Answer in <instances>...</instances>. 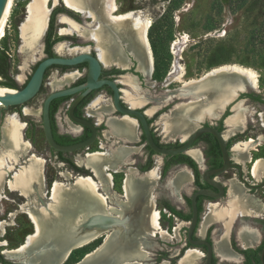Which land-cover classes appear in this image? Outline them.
<instances>
[{
  "label": "rangeland",
  "instance_id": "rangeland-1",
  "mask_svg": "<svg viewBox=\"0 0 264 264\" xmlns=\"http://www.w3.org/2000/svg\"><path fill=\"white\" fill-rule=\"evenodd\" d=\"M30 1L31 0H13L4 30L5 52L9 55V76L18 89L24 86L33 73L34 66L43 59L42 54L40 55V51L37 54H32L26 52L22 48L23 43L20 26L26 18V7ZM53 1L54 0H49L48 4L51 8L54 6L52 10L61 6L63 11H67L62 0H55L54 5ZM114 3L118 8L114 15L123 14L127 11H141L145 17L151 20L152 26L148 30V40L151 49L153 50L154 48L157 70L156 73L151 76L150 80L144 77L140 86L143 89L141 90L142 92L147 93L155 100L163 98V96L166 95H176L175 97L168 96L169 100L166 102H159L158 106H160V108L165 104H168L167 107H165V111L162 110L161 112L166 113L173 104L181 101L177 99V93L182 87V83L186 82V80H198L209 71L227 64H236L255 71L258 75L259 88L257 92L260 95H264V0H115ZM67 12H70L71 15H69V17L79 24H82L83 22L89 23L91 21V19L81 17V15L77 13L71 11ZM60 19L61 17H56L54 19V36L56 38H67L65 42L69 44V48L76 46L77 48L70 50L67 48V45L63 43L64 47L62 48V53L59 52L55 54L56 48L55 52L53 48L54 56L67 58L74 54L87 52L94 55V42L85 39L84 32L80 29L81 26H77L67 19L74 28V35H58V30L60 28L64 29L66 26L65 24L60 23ZM93 24V26L96 25V23ZM72 40L75 42H72ZM81 40L86 42H82ZM175 42H178L176 47L173 46ZM114 44L115 45H111L112 47L110 46L109 49L120 54L119 47L121 43L114 42ZM132 56L131 58L133 59ZM136 61H133L135 65L138 64V61ZM176 61L183 65L187 74L180 83L173 81L166 86V83L170 81L169 72ZM110 64L114 63L104 65L102 68L107 69V66ZM76 73L70 77L62 78V81L58 83L56 88H54L56 83L52 84V82L54 81L53 78L56 76V69L48 70L44 75L41 91L31 101L25 104V106H18L9 109H4L0 106V164L3 167V177L0 182V242L7 243V246L0 247V264H29L30 259L32 258L31 256H33V252H26L13 256L2 254V251H10L18 248L23 244L25 237L28 234L33 233L32 224L27 216L20 212V206L23 203L24 205H28L26 197L21 196L18 191L13 190V192L8 188V182L13 179L14 173L20 169L19 167H25L28 165L31 155H34L41 161L40 164L44 183L38 194H35V199L40 197V201L42 202L36 200V208L41 207V205L45 207V203H47V199L50 197L49 191L53 182H60L69 187L73 183V180L79 175L73 172L67 164L60 162L57 158L56 152L49 148L41 126V107L44 99L51 92L61 90L68 86L69 83L73 82V80L78 77V74ZM79 73L84 76L86 74V69H80ZM236 81L242 82L236 77L231 80L233 83ZM3 82V79L0 77V84H3ZM122 86L123 89H127L124 85ZM0 87L4 86L0 85ZM194 87V85H191L187 89L193 90ZM233 96L234 94L231 97ZM171 100H173V102ZM154 105L157 104L150 103L148 106ZM109 107H107V105L101 106L98 108V111L102 116L104 115L109 118L112 110L110 102ZM197 107L199 108V117H194L192 119V124L190 128L186 130L185 135L190 134L199 125L207 122V119H203V115L204 117L211 118L203 113L208 107L206 104L200 103ZM65 109L66 105L61 107L56 115L60 131L68 130L67 126L70 124ZM108 109L110 110L108 111ZM245 110V113L248 116L249 111L247 109ZM14 114L18 115L20 121L18 122L24 124V128L21 130V135L22 141L26 144H24L25 149L22 152L18 151V149L15 148L12 143L7 141L4 136L5 118L8 115H13L17 119ZM92 120L96 121L97 118L93 117ZM110 121L113 123L115 122L114 124H116V120ZM161 125L158 124L157 118L154 128L163 143L171 144L179 142L180 138L178 137L166 140L163 136L161 129L163 126ZM192 126L193 129L191 130ZM106 130H108L107 127ZM105 136L107 138L106 141L103 139L96 140L87 150L64 154L63 158L73 162L75 165L77 163L81 166L80 168L85 169L83 167L84 153L114 150L115 147H119V144L116 143L115 135L106 134ZM240 148L235 150H240ZM262 150H264V147H262ZM12 154L17 155L14 160L10 158V155ZM4 155L8 156L5 157ZM154 158L156 160L160 159L159 161H161L164 157H158L155 155ZM125 167H132V165L124 166V168ZM113 170L114 168L104 172L111 174L113 178L111 191L119 193L120 186H123L125 174L130 172L131 169H124L123 173L119 174H113ZM87 172V176L92 177L90 171L87 170ZM229 173H231V171H229ZM92 180L98 182L97 179L93 177ZM145 183L146 182L144 181L142 185H139L141 191L146 190ZM176 183L175 187L173 186V190L176 186L184 184L180 181H177ZM155 190L158 192V187H155L153 184L149 193L153 195L152 193H154ZM230 191L238 196V189L235 186H231ZM156 195L159 196L158 193ZM148 208L144 207L143 214H145V211ZM158 208L159 207L156 209ZM167 215L168 214L162 213L159 221L160 227L163 231H166L167 237L161 239L159 238L160 234H157L155 237L146 236L143 240L145 246L143 245L144 243L142 242L141 237H139L135 246L136 254L127 257L124 261L126 264H141L143 262L146 264H153V259L156 258L155 255L158 254L160 250H169V254L174 253V249H176L174 247L179 246L181 243L177 236V230H173V228L176 227L175 223L178 222L173 221L172 217H168ZM213 215L214 210L212 211L207 224L212 220ZM74 223L75 222L70 223L73 228L76 227V223ZM108 233L109 231L100 232L98 237L101 236V238L97 237L92 244L90 243V245L85 248L72 251L63 264H74L80 261L85 255L92 252L97 247H100L102 245L101 243H103L102 240L107 237ZM143 233L144 232L141 231L139 235ZM173 234L176 235L175 239L170 238ZM181 235L183 236L184 234L182 233ZM139 241L141 243H139ZM220 243H222V241ZM140 248H142V251L144 252V257L132 261V258L137 257ZM157 262H159L158 259Z\"/></svg>",
  "mask_w": 264,
  "mask_h": 264
},
{
  "label": "bare ground",
  "instance_id": "bare-ground-1",
  "mask_svg": "<svg viewBox=\"0 0 264 264\" xmlns=\"http://www.w3.org/2000/svg\"><path fill=\"white\" fill-rule=\"evenodd\" d=\"M12 2L13 0L8 1V5L0 20V39L4 36ZM62 2L69 10L84 17L87 16L93 20V23L98 24L95 30H86L82 27L80 29L84 32L85 39L94 42L97 58L103 65L115 63L120 67L124 66L121 55L109 49L111 45H115L114 42L121 43L130 50L133 57L138 61L139 72L149 80L154 70L153 53L147 36L151 26V20L149 18L145 17L141 11H127L123 14L114 15L118 10L114 3L115 0H62ZM48 4L49 0H31L26 7V18L20 26V33L23 43L22 48L28 53L37 54L39 52V43L45 33L50 12ZM60 23L67 26V28L65 26L64 29L60 30L61 34L74 35V28L65 17H61ZM177 43L175 42L173 46L176 47ZM63 47V43L59 44L56 47V53L61 52ZM186 74L183 65L177 61L174 62L169 72L170 81L166 83V86L173 81L180 83ZM71 75L73 74H67L63 78L70 77ZM228 75L239 78L243 82L242 85H240V81L233 83L231 80H227ZM202 77V81L190 79L182 83L181 89H184H182L180 96L192 100L194 98L203 100L208 106L203 113L211 118H215L221 112L223 104L233 94L235 95L236 91H244L250 88L257 92L259 88L257 73L252 69L236 64H227L215 68ZM121 83L127 88L123 89V99L127 105L134 107L146 102V96L149 97V95L139 90L132 78L125 76L122 78ZM191 85L195 86L194 89H187ZM13 92L14 90L0 87V95ZM101 106L106 105L102 102L101 98L97 97L90 104L87 111L89 112L95 107L100 108ZM154 110L155 108L149 109L147 114H151ZM262 111L263 113L260 114V117L263 119L264 108ZM245 112L246 110L241 105L233 107L234 115L227 120V126L230 130L243 124L245 117H247ZM199 114V108L194 104L187 106L179 105L174 107L169 114L164 115L160 119V122L167 136H173V134L178 133L183 138L186 130L192 124V119L199 117ZM4 122L5 139L12 143L18 151L22 152L25 149L24 144H26L22 141L21 135L24 124L19 123L13 115L6 116ZM107 124L109 126V132L120 130L125 136L133 134V125L130 121H123L117 125L108 120ZM240 146L245 148L247 144H239L235 149L240 148ZM189 154L195 159L197 158L195 151H191ZM4 156L7 157L8 155ZM16 156L12 154L10 158L14 160ZM96 156H101V159L96 160ZM122 157V149L116 151L114 155H110L107 152L103 154L87 153L83 159V165H90L91 163L93 165L96 163L97 165L99 163L105 168H109L112 163L116 164ZM40 162L39 158L31 155L28 165L20 167L14 173L13 179L8 182L9 190L18 191L21 196L26 197L28 205H24L25 208L23 207V210L36 226V232L27 237L24 245L15 250L4 251L6 255L13 256L33 252L29 264H63L68 259L72 250L85 248L96 240L100 232L109 231L107 237L101 243L102 245L88 253L80 264H126L124 262L126 258L136 254L135 246L138 242L137 238L142 235H139L141 231L149 233L150 235L156 232H160L162 236L167 235L159 228L158 213L152 207H149L145 211V214H143L144 207L140 208L137 204L136 195L140 191L139 185H142L145 181L146 190L149 188L152 180L156 176L155 168V170L140 179H137L131 171L127 172L124 181L127 207L122 208L115 215L113 210L99 206L101 196L100 198L93 197V194L91 196V193L97 190L98 185L90 177L83 176H77L74 184H71L69 187L60 182H53L51 186V203L49 206H46L45 203V207L41 205V207L36 208V200L40 201L41 199L40 197L35 199V194H38L44 183ZM259 164L257 162L253 166L252 174L254 176ZM2 168L0 164V182L3 177ZM111 179L112 177L106 174L102 186L105 187L107 184L109 187L112 184ZM177 181L186 184L188 181L186 173H182L177 178ZM70 189L72 192L79 191L88 194H86L87 197L84 203L82 202L83 200L80 201L83 203V207H79L80 204L78 205L74 201V197L67 195ZM227 204L223 208H220L228 211ZM213 206L208 207V211L202 222V227L207 225L211 213L214 210ZM72 222L76 223V227H71L70 223ZM126 237H129V239H126ZM133 238H136V240ZM216 251L223 259L231 258L223 242L216 245ZM195 253H197L195 250L187 251L179 264H190L193 261Z\"/></svg>",
  "mask_w": 264,
  "mask_h": 264
},
{
  "label": "flooded vegetation",
  "instance_id": "flooded-vegetation-1",
  "mask_svg": "<svg viewBox=\"0 0 264 264\" xmlns=\"http://www.w3.org/2000/svg\"><path fill=\"white\" fill-rule=\"evenodd\" d=\"M54 4H55V0L53 1V5ZM56 9L57 12L54 18H56L57 15L60 13H65L68 16L71 15L70 12L63 11L61 9V6ZM60 30L61 28L58 30V35H63L60 33ZM49 33H50V29H49V20H48L47 29L45 30V33L39 43L40 55L42 54L43 58L48 57V53H47L48 45L53 40L56 39V37L54 36L55 29L50 39H48ZM65 40L66 39H63L61 41H65ZM81 41L86 42L83 40ZM72 42L75 41L72 40ZM62 43L66 44L67 48H69L68 43L66 42H62ZM55 45L56 43L52 47V52H53V48L55 52V48L58 44L56 46ZM121 45L125 57L127 58L126 63H128L130 66L129 67L130 69L128 71L138 78L139 87L141 90H143L140 84L144 80L143 78L145 76L142 75L140 72H135V67L136 65H138V64L135 65L133 62L135 58L131 55L130 50L126 48L124 44ZM73 48H77V46ZM73 48H69V49L71 50ZM120 54H121V50H120ZM131 56L134 59H132ZM121 59L123 61V64L125 65L122 55H121ZM101 65L102 67H104L102 63ZM36 66L37 64L34 66L33 71L35 70ZM116 66L117 64L114 63L107 66V69L101 68V74L99 80L118 81L117 86L119 87V89H122L123 84L121 83V81L122 78L124 77H120V75L124 74L125 72L120 71L119 69L116 68ZM82 68L86 69V65L82 64L80 66H77L75 67V70H73L74 71L73 73H67V74H74L77 72L76 74H78V77H76L73 80V82L69 83L68 86L64 87L63 90L68 88L79 87L85 84L86 74L82 76V74L79 73V70ZM52 69H56V76L53 78L54 81L52 82V84L56 83L55 84L56 86L54 87L56 88L58 83L62 81V78L65 75H67V74L63 75V73L68 72L69 69L62 67H57ZM151 76L152 75H150V78ZM83 92L84 91H79L78 93L72 95L71 97H66L67 99L61 101L58 104L57 109L53 116L56 127L55 133L58 136H67L72 139H79V142L87 139L90 136V131L88 129L86 128L75 129L78 127H76L71 123H70L71 126H67L68 130L66 131L65 130L60 131L58 128L56 115L60 111V108L66 105L65 111L67 116L71 104L75 100L80 99L74 108V115L76 117L85 118L89 120L96 127V131H97L96 140L103 139L106 141L107 138L104 132L107 131L106 121L108 117L101 115L102 121L98 122L97 120L96 121L92 120L94 116H88L86 114V111L91 104V103L89 104V102L95 97L101 98L102 101L110 100L109 102L111 103L112 93L108 87H102L101 89L88 92L87 94L82 96ZM120 95H122V99H123V90L122 93L120 92ZM150 103L153 102H148V104L142 107L140 111H143L146 107H148ZM121 104L127 105L125 101L121 102ZM54 105L55 104L52 101L49 110L52 109ZM167 105L168 104L161 107L156 113L150 116H146V120L150 127L153 140L157 146L161 148H176L181 145L182 143L181 139L179 140V142H175L171 144L163 143L160 140L159 135L156 133V129L154 128L156 119L159 118V115L163 113L161 111L165 110L166 109L165 107H167ZM236 105H241L243 108L247 109L249 113L248 116L245 118V122L240 130L233 131L230 134L226 135L227 127L225 124V119L233 115L231 109H233V107ZM263 108H264V95H260L258 92L250 91L249 93L241 94L231 102L226 103L225 106L223 107L222 114H220L218 117L214 119H207L206 120L207 122L198 126V127H212L213 129L217 130L218 133L224 139V144L230 162V168L226 172L220 175L209 177L210 180L214 181L221 189L209 185L203 179V174L205 172L218 169L222 166V154L214 136L210 134H203L200 137H198V139L193 143L191 147V151H195L197 158L196 159L194 157L191 158L189 155L186 154L176 155L178 156L177 158H175L177 162L172 164L167 171H165L166 161H167L165 156H163L164 158L161 161H159L160 159L156 160L154 158L155 154L146 145L145 138L141 132L140 127L136 129L135 137L132 138L131 140H125L122 137L115 136L116 143L119 144V147L122 146L130 150V155H129L130 158H127L121 161L119 164H117L116 167H114L112 173L119 174V173H123L124 169H131L135 177L139 179L142 178V176L146 175L152 168L156 166L158 169V179L154 182V186L158 187V192L155 190V192L152 193L153 194L152 196L154 199L153 200L154 209L157 210V213L159 215L158 218L159 228L160 230H162L159 222L162 213L168 214L167 215L168 217H172L173 221L178 222L175 223L176 227H174L173 230H177L178 233L177 236L179 237L181 242L180 245L174 247L176 249H174L175 251L172 254H169L170 252L169 250H160V252L155 255L156 258L153 259L154 260L153 264H177V261L180 259L184 251L188 248L189 245L186 244L187 222H189L191 218V198L197 192H209L214 195H219L221 193L220 197L217 198H208L203 195H198L196 197L197 223L192 233V239L196 241L199 240L205 241L211 245L212 247L211 264H262V263L264 264V253H263L264 251V174L260 171L257 172L255 176L252 174V169L256 161L258 160L264 161V155H263L264 150H262V147H264V127L260 119V113ZM109 117H111V119L118 120L120 114L112 109ZM127 144H132V145H127ZM239 144H248L249 146L244 149L242 148V151L239 153L237 150L234 149V147ZM119 147H115V148H119ZM187 157L190 158L193 163H189L187 160H185ZM130 165H132V167L124 168V166H130ZM174 167L187 170L190 174V177L186 184L180 186V188L177 190L174 196H171V198H167L166 197L167 176L170 170ZM229 171H231V173H229ZM231 186H235L238 189V196L230 191ZM122 187L123 186H120L119 189L120 192H123ZM157 193L159 194V196L156 195ZM226 203H228L227 212L221 209L224 207V205H226ZM167 206L173 208L177 212V216H174L171 213H169V211L166 208ZM209 206L214 207V215L212 216V220H210V222L205 227H202V222L208 211L207 209ZM23 207H24V203L20 206V212L24 213L27 216V214L23 210ZM157 207L159 208L156 209ZM27 218L33 226V233L28 234L25 237L23 244L26 242L27 237L35 234L36 232V226L33 224V222L29 219L28 216ZM164 232L166 233V231ZM182 233L184 234L183 236L181 235ZM156 234H160V232H156L153 235L144 232L142 234V238L144 239L146 236L155 237ZM166 237L167 235L159 236V238L161 239ZM175 237L176 235L173 234L170 238L175 239ZM99 238H101V236ZM223 240H225L230 245V248L234 253L233 257L231 255L230 259L221 258L216 251V247H215L216 244L221 241L223 242ZM183 242H184V246H183ZM239 242H247L251 244L256 243L257 245L255 247L241 248L239 246ZM4 246H7V243L0 242V247H4ZM199 249L201 250L202 253L206 252L205 247H201ZM2 252L3 255H6L4 251ZM157 259L159 260V262H157ZM204 261L205 259L203 256V264Z\"/></svg>",
  "mask_w": 264,
  "mask_h": 264
},
{
  "label": "water",
  "instance_id": "water-1",
  "mask_svg": "<svg viewBox=\"0 0 264 264\" xmlns=\"http://www.w3.org/2000/svg\"><path fill=\"white\" fill-rule=\"evenodd\" d=\"M8 1L9 0H0V20H1L2 15H3V13H4L7 5H8ZM63 5H64V3H63ZM53 7L50 10L49 16L52 12ZM64 7L67 11L73 12L72 10H69L68 8H66L65 5H64ZM49 16H48V20H49ZM57 17H65V18L69 19L70 21L74 22L75 24L82 26V27L89 29V30H95L98 27V24L93 26L94 25L93 20H91L89 23L83 22L82 24H79L76 21H74L73 19H71L68 15L63 14V13L58 14ZM81 17H84V16L81 15ZM86 17L87 16H85V18ZM47 24H48V21H47ZM46 29H47V27H46ZM62 42H65V41H60V42L56 43V45L59 43H62ZM120 50H121L122 58L125 62V66L123 68H118L116 66L117 69L125 72L124 74L120 75V77L128 76V77L132 78L136 84V87L139 90H141L139 87L138 78L128 71L130 69L129 68L130 66L128 63H126L127 58L125 57L122 45H120ZM82 64L86 65V76H85V84L84 85L79 86V87H74V88H68V89H64V90L62 89V90L53 91L48 96H46V98L44 99V101L42 103L41 126L43 129V133H44V137H45V140L47 142V145L49 146V148L52 151H54L56 153L68 154V153H73V152H77L80 150H87L90 147V145H92L96 141L97 131H96V127L89 120H87L85 118H79V117H76L74 115V108L77 105L78 101L80 100V99H77L71 104V106L68 110L67 119L71 124L75 125L78 128L88 129L90 131V136L83 141H80V142H77V143H74L71 145H67V146L57 144L55 142L53 134H52L50 117H49V107H50L51 102L56 100V99L71 97L72 95L78 93L79 91H84L82 94V96H84L88 92L96 91L98 89H101L102 87H108L112 93V98H111L112 109L114 111H117L120 114V117L118 118V120H122L124 118H129V119L134 120L135 125H136V129L138 127L141 128V132L145 138L146 145L158 157H163V156L171 157V156H176V155H180V154H186V155L190 156L189 152L191 151V147H192L193 143L198 139V137H200L203 134H210V135L214 136V138L216 139V141L219 145V148H220V151L222 154V166L218 169L205 172L203 174V179L209 185L217 187L218 189H221L214 181L210 180V178H209L210 176L220 175V174L226 172L230 168V162H229L228 153H227V150H226V147L224 144V139L218 133V131L213 129L212 127H198L196 129H194L190 134H187V136L185 138L181 139L182 143L179 147L161 148V147L157 146L153 140V137H152V134L150 131V127H149L147 120H146V116H148V115H146V111L151 109V108L157 107V109L152 114L156 113L160 109V106H158L160 101L166 102L165 101L166 97H168V96L175 97L176 95H174V94L173 95H166V96H163V98H160L157 100L148 99V102H153L154 104H157V105L148 106L143 111H140L141 108L146 106L148 104V102L143 104L142 106H139V107H131L128 105H122L121 102H124V101L122 99V95H120V92L122 93L123 88L119 89V87L117 86L118 81L99 80L102 65H101L100 61L98 60L96 53L94 55L89 53V52L79 53V54H74L73 56L67 57V58L56 57V56L43 58L42 60H40L37 63L35 70L33 71L30 78L24 84V86L22 88L11 89V90H14L13 93H7V94L0 95V106L3 107L4 109L16 108L18 106H25V104H27L29 101H31L38 94V92L41 88L42 82H43L44 75L49 68H51V67L67 68V69H69V71L63 73V75H65L67 73H73L74 72L73 70H75V67L80 66ZM137 66L138 65H136V67H135V72H138ZM63 75H62V77H63ZM227 77H228L227 80H229V81L234 79V76L228 75ZM202 79H203V77L199 78L198 81H202ZM239 83L242 84L243 82H239ZM8 89H10V88H8ZM182 89H184V88H182ZM182 89L180 88L179 92L177 93V99L181 100V101L173 104L171 106V108L168 109V111L166 113H162L161 115H159V118L166 115L171 109H173L178 104L183 103V101H186V102L192 101V99L178 97V95L182 91ZM250 91L256 92L254 89H250V88H248L244 91H240V90L236 91L233 98L231 100H229L227 103L231 102L232 100H234L236 97L240 96L241 94H246V93H249ZM95 98H93L89 102V104ZM171 101L173 102V100H171ZM88 105H87V107H88ZM222 111H223V108H222L221 112L216 117H218L220 114H222ZM14 115L17 117V119L19 121L18 115L17 114H14ZM231 116H229L225 119V123H226L227 119L230 118ZM109 118H111V117H109ZM94 153L101 154L104 152H94ZM94 153H91V154H94ZM86 155H87V153H84V156H86ZM190 157L192 158V156H190ZM76 165L79 166L77 163H76ZM79 167H81V166H79ZM84 168L86 170H88L86 167H84ZM89 171L92 174V177L95 178L92 171L91 170H89ZM78 176H82V175H78ZM83 177H89V176H83ZM92 177H90V178L92 179ZM198 195H203V196L208 197V198H217V197H220L221 193L219 195H214V194L209 193V192H197L192 196V198H191V218H190V221L187 222V235H186V244H188L189 247L184 251L183 255L180 258L184 257L186 252L189 250H200L199 248L205 247L206 252L202 253L204 256V259H205L204 264H211V262H212V247H211V245L205 241H201V240L196 241V240L192 239V233H193L195 226H196V223H197L196 197ZM263 253H264V251H263ZM263 253H262V255H263ZM84 257L80 261H78L77 263H74V264H80L83 261Z\"/></svg>",
  "mask_w": 264,
  "mask_h": 264
},
{
  "label": "crops",
  "instance_id": "crops-1",
  "mask_svg": "<svg viewBox=\"0 0 264 264\" xmlns=\"http://www.w3.org/2000/svg\"><path fill=\"white\" fill-rule=\"evenodd\" d=\"M201 78V77H200ZM246 90V89H245ZM241 91H243V90H241ZM178 97H181L180 95L178 96ZM182 98V97H181ZM233 97H231L229 100H231ZM148 99H150V96L149 97H147V100H146V102L145 103H147L148 102ZM152 99V98H151ZM94 100H96V99H94ZM93 100V101H94ZM169 99H168V97H166L165 98V101H168ZM196 100V101H195ZM229 100H227L225 103H224V105H223V107L225 106V104L229 101ZM92 101V102H93ZM91 102V103H92ZM105 105H107V107H109V101L108 100H104V101H102ZM145 103H143V104H145ZM200 103H202V104H205L204 103V101L203 100H201L200 98H194L192 101H190V102H186V101H183V103H181V104H178L177 106H179V105H184V106H187V105H196V106H199V104ZM142 104V105H143ZM142 105H140V106H142ZM129 106V105H128ZM134 107H139V106H134ZM176 107V106H175ZM222 107V108H223ZM110 108V107H109ZM155 108V110L157 109V107H154ZM110 109H108V111H109ZM154 110V111H155ZM172 110V109H171ZM170 110V111H171ZM107 111V112H108ZM148 111V110H147ZM147 111H146V115H148V116H150L151 114H147ZM169 111V112H170ZM169 112L167 113V114H169ZM232 113H233V109H232ZM263 113V111H261V113L260 114H262ZM86 114L88 115V116H94V118H97V121H101V114L99 113V111H98V107H95L93 110H91V111H86ZM166 114V115H167ZM234 115V114H233ZM232 115V116H233ZM231 116V117H232ZM163 117V116H162ZM162 117H160L159 119H158V124L159 125H161V123L159 122L160 121V119L162 118ZM203 117V119H212V118H208V117H204V115L202 116ZM230 117V118H231ZM214 119V118H213ZM229 119V118H228ZM227 119V120H228ZM260 119H261V122H262V125H263V127H264V118L262 119L261 117H260ZM108 120H115V119H110V118H108L107 119V121ZM107 121H106V125H107V128H108V130L106 131V132H108L109 134H112V135H115V136H118V137H122V138H124L125 140H131L132 138H134L135 137V133H136V125H135V121L134 120H132V119H129V118H124V119H122V120H116V124L118 125V124H120V123H122L123 121H130V123L133 125V134L132 135H127V136H125L124 134H122L121 132H120V130H116V131H110L109 132V126H108V124H107ZM244 122H245V120H244ZM244 122H243V124H244ZM115 123V122H114ZM226 127H227V133H226V135H228V134H230L231 132H233V131H237V130H240L241 129V127L243 126V124H241L240 126H237L236 128H233V129H229L228 128V126H227V121H226ZM68 126H71L70 124H68ZM162 126V125H161ZM73 127V126H72ZM75 129H79V128H75ZM161 129H162V133H163V136H164V138L167 140V139H172V138H175V137H178V138H180V139H183V138H185L186 136H187V134L182 138V137H180L179 136V134L178 133H175V134H173V136H167L166 135V133L164 132V129L161 127ZM193 129V127H191V130ZM190 130V131H191ZM106 132H104V134L106 135V134H108V133H106ZM108 134V135H109ZM245 145V144H244ZM237 146V145H236ZM236 146L234 147V149L236 148ZM249 145L247 144V146L245 147V148H247ZM241 147V146H240ZM242 148L243 147H241L240 148V150H237L239 153L242 151ZM119 149H122L123 150V157L121 158V160L120 161H118L116 164L115 163H112V165L111 166H109V168H105L103 165H100L99 163L96 165V163L93 165L92 163L90 164V165H84L83 167H86L88 170H91L92 171V173L94 174V176H95V178L97 179V181L98 182H94L95 184H97L98 185V188H97V190H95L93 193H91V196H93V197H99L100 198V196H101V201L99 200V206L100 207H103V208H106V209H108V210H113L114 211V213H115V215H117V213L116 212H118V211H120L122 208H125V207H127V201H126V198H125V191H124V182H123V192H114V191H111L112 190V184L108 187V185L106 184L105 185V187H103L102 186V182L104 181V179H105V177H106V174L108 175L109 173H106V172H104V171H108V170H110V169H113L114 167H116V165L117 164H119L121 161H123V160H125V159H127L128 157H129V155H130V150L129 149H126V148H123V147H119V148H115L114 150H108V151H102V152H104V153H108V154H110V155H114L115 154V152L116 151H118ZM244 149V148H243ZM94 153V152H93ZM90 154V153H89ZM101 154H103V153H101ZM84 156V155H83ZM101 156H96L95 157V159L96 160H98V159H101L100 158ZM84 158H85V156H84ZM260 163L259 165H258V167H257V169H256V173L257 172H262L263 174H264V161L263 160H258V161H256V163ZM157 165H158V163H157ZM89 166V167H88ZM92 168V169H91ZM108 169V170H107ZM155 169H156V172H155V178L152 180V184L149 186V188L151 189V187L153 186V184H154V182L158 179V169H157V167H155ZM154 168L151 170V171H153V170H155ZM101 170V171H100ZM100 171V172H99ZM130 171H132V170H130ZM150 171V172H151ZM102 172V173H101ZM150 172H148L147 174H149ZM182 173H186V176H187V178L189 179V177H190V174H189V172L187 171V170H183V169H181V168H172L171 170H170V172H169V174H168V176H167V181H166V184H167V191H166V197L167 198H171V196H174L175 194H176V192H177V190L180 188V186H182L183 184H181V185H179V186H176V188H174V190H173V186L175 187V185L177 184L176 182V180H177V178L178 177H180L181 176V174ZM110 175V177H112L111 176V174H109ZM126 175V174H125ZM256 175V174H255ZM104 176V177H103ZM157 178V179H156ZM75 180H76V178L73 180V183L72 184H74V182H75ZM113 180V178L111 179V181ZM93 181V180H92ZM124 181H125V177H124ZM102 187V188H101ZM147 189V190H144V191H139L138 192V194L136 195L137 196V204H138V206L140 207V208H142V207H145V208H148V207H152V209L153 210H155L154 209V204H153V196L149 193V190L150 189ZM69 190V189H68ZM174 191V192H173ZM141 192H142V194H141ZM49 193H50V197L47 199V203H46V206H49V204L51 203V200H52V194H51V188H50V191H49ZM68 194V196H70V197H74L73 199H74V201L76 202V203H78V205H79V207H83V203H84V200H85V198L87 197V193H82V192H79V191H75V192H72V190L70 189V191L69 192H67ZM78 193H80V194H78ZM75 194V196H73V195ZM87 194V195H86ZM93 194V195H92ZM72 195V196H71ZM99 195V196H98ZM82 197V198H81ZM104 198V199H103ZM83 200V201H82ZM80 201H82V202H80ZM126 201V202H125ZM122 203V204H121ZM108 206V207H107ZM112 208V209H111ZM156 212H157V210H155ZM139 221V220H138ZM99 235V234H98ZM157 235V234H156ZM161 236V235H160ZM98 237V236H97ZM141 237V240H142V242H143V238H142V235L140 236ZM106 238V237H105ZM105 238H104V240H105ZM139 238V237H138ZM137 238V239H138ZM126 239H129V237H126ZM133 239H135L136 240V238H133ZM224 241V244H225V248L228 250V252H229V254L230 255H232V257H233V255H234V253H233V251L231 250V248H230V245L225 241V240H223ZM139 243H140V241H139ZM144 243V242H143ZM220 243V242H219ZM218 244V243H217ZM216 244V245H217ZM22 245H24V244H22ZM21 245V246H22ZM144 246H145V243L143 244ZM257 244L256 243H247V242H239V246L241 247V248H248V247H255ZM143 246V247H144ZM142 247V248H143ZM216 247V246H215ZM142 248H140V252L138 253V255H137V257H134V258H132L131 260L132 261H134V260H137V259H142L143 257H144V252L142 251ZM15 250V249H14ZM197 253H195V256H194V258H193V261L190 263V264H203V254H202V252H201V250H195ZM2 254H3V252H2ZM198 254H200V255H198ZM183 258V257H182ZM182 258H180L178 261H177V264H179V262H180V260L182 259ZM133 263H135V262H133ZM141 264H146L145 262H143V263H141Z\"/></svg>",
  "mask_w": 264,
  "mask_h": 264
},
{
  "label": "trees",
  "instance_id": "trees-1",
  "mask_svg": "<svg viewBox=\"0 0 264 264\" xmlns=\"http://www.w3.org/2000/svg\"><path fill=\"white\" fill-rule=\"evenodd\" d=\"M56 12H57L56 8L54 10H52V13H51V16H50V19H49L50 33H49L48 39L51 38V36L53 34V31H54V19H55L54 16H55ZM147 36H148V34H147ZM63 39H67V38H56L55 40H53L48 45V48H47L48 57L54 56V54L52 52L53 45L55 43H57V42H60ZM152 53H153V59H154V70H153V74L152 75H154L156 73V70H157L156 69V56H155L154 48L152 50ZM52 68H57V67H51L49 69H52ZM0 77L4 81L3 84H0V85H2L4 87H7V88H10V89H18L16 84L11 80V78L9 76V60H8V56L5 53V43H4V38L3 37L0 39ZM40 91H41V88H40ZM65 99H67V98L54 100L53 102H54L55 105H54V107L52 109L49 110V117H50V123H51V128H52V133H53L54 140H55V142L57 144L63 145V146H67V145H71V144L79 142V139H72V138L67 137V136H58L55 133L56 132V127H55L53 116H54V113H55V111L57 109L58 104L61 101H64ZM56 155H57V158L60 160V162H63L65 164H67L70 167V169L73 170V172H75V173H77L79 175H82V176H87V174H88L87 170H85L83 168H80V167L76 166L73 162L67 160L66 158H63V155H64L63 153H56ZM177 157L178 156L165 157L166 160H167L166 161L165 171H167L172 164L177 162L175 160V158H177ZM185 160H187L189 163H193L192 160L190 158H188V157ZM150 167H151V165H150ZM166 208L169 211V213H171L174 216H177V212L173 208H171L169 206H167ZM72 251H74V250H72Z\"/></svg>",
  "mask_w": 264,
  "mask_h": 264
},
{
  "label": "built area",
  "instance_id": "built-area-1",
  "mask_svg": "<svg viewBox=\"0 0 264 264\" xmlns=\"http://www.w3.org/2000/svg\"><path fill=\"white\" fill-rule=\"evenodd\" d=\"M4 36H5V35H4ZM4 36H3V38H4ZM5 53H6L7 56H9L7 52H5Z\"/></svg>",
  "mask_w": 264,
  "mask_h": 264
}]
</instances>
